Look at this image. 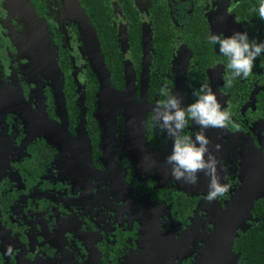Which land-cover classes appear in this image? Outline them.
<instances>
[{"label": "flooded vegetation", "instance_id": "af4514ba", "mask_svg": "<svg viewBox=\"0 0 264 264\" xmlns=\"http://www.w3.org/2000/svg\"><path fill=\"white\" fill-rule=\"evenodd\" d=\"M258 4L0 0V264H240L234 246L223 252L229 234L260 230L264 218V53L226 87V58L206 37L264 39ZM84 14L90 35L74 23ZM94 39L111 86L124 91L129 77L136 101L143 96V147L154 154L145 167L126 150L123 110L98 97ZM165 79L182 107L207 79L239 125L204 130L216 174L231 185L225 196L204 199L202 172L195 185L169 175L171 139L151 120ZM198 130L189 122L185 132Z\"/></svg>", "mask_w": 264, "mask_h": 264}, {"label": "clouds", "instance_id": "9594fccd", "mask_svg": "<svg viewBox=\"0 0 264 264\" xmlns=\"http://www.w3.org/2000/svg\"><path fill=\"white\" fill-rule=\"evenodd\" d=\"M256 10L264 21V0H259ZM206 39L226 58V68L229 70L223 81L226 87L232 84L233 78L247 77L255 58L264 53V39L257 42L255 38H249L247 31H234L228 36L209 33ZM158 95L160 99L152 108L151 120L162 129L165 142L171 139V150L165 156V163L170 166L169 175L173 180L195 185L198 173L202 172L209 177L204 199L211 202L225 196L231 185L221 183L216 174L218 161L209 151V141L204 130L209 127L238 128L239 125L232 120L231 112L221 106L207 79L191 89L194 99L183 107L181 97L168 86L167 79L159 87ZM189 122L199 129L192 135L185 132ZM215 147L219 149V145Z\"/></svg>", "mask_w": 264, "mask_h": 264}, {"label": "water", "instance_id": "95a60500", "mask_svg": "<svg viewBox=\"0 0 264 264\" xmlns=\"http://www.w3.org/2000/svg\"><path fill=\"white\" fill-rule=\"evenodd\" d=\"M76 22L78 23V26L80 29H82L84 32L90 35L89 29H91L90 23H88V20L84 14L81 16H78L76 19ZM93 49L96 54L97 58V64L93 63L90 58V66L92 69V72L96 74L98 81H99V92L98 97L101 100H105L108 105V107H111L112 110H115V114H119L122 110V115L125 117V145L126 150L132 155L133 160L132 162L136 165V167H145L144 161H148L149 159L154 158V154L147 152L146 149L143 147V114L141 110L142 102H143V96L141 95L139 98V101H136V98H134L133 94L131 93L134 89V83L132 79H127V87L124 91H117L115 90L109 83V73L104 65L103 62V55L101 54L99 45L97 41L94 39ZM142 101V102H141ZM63 106V104H62ZM65 119V118H64ZM100 124L104 132H109V128L107 129V122H109L107 119H100ZM111 143H115V138L113 133H109V139L107 140V143L105 141L104 148L106 149L108 145ZM113 150V149H112ZM108 153V152H107ZM158 158V156H155V159ZM154 159V160H155ZM151 160V161H154ZM155 162V161H154ZM261 186V184H260ZM253 198V197H252ZM250 199L248 201V204L245 206L244 214L247 217H249V209L251 208L253 199ZM245 220V219H244ZM244 222V221H243ZM241 228V225H240ZM242 231L245 230L241 228ZM218 231V230H217ZM236 236L235 232H232L230 235V241L229 244L225 247L224 252H229L230 254V246L232 245V240ZM217 238V235L215 236ZM219 239H217L216 242H218ZM220 256V254H219ZM223 255L221 254V257ZM204 259V257H203ZM227 264H236V258L233 256L232 258H228L227 261H225ZM202 264H205L203 262Z\"/></svg>", "mask_w": 264, "mask_h": 264}, {"label": "trees", "instance_id": "16d2710c", "mask_svg": "<svg viewBox=\"0 0 264 264\" xmlns=\"http://www.w3.org/2000/svg\"><path fill=\"white\" fill-rule=\"evenodd\" d=\"M85 16L88 20V23H90L92 29L93 28L92 23L89 21V18L86 14ZM74 23L78 26L76 20H74ZM104 65L110 76V72L105 62ZM109 83H110V78H109ZM259 229L260 230L257 231L239 232L234 237V240H232V248L234 246L233 250L239 251L240 264H264V218L262 219V223ZM233 250L231 249V252Z\"/></svg>", "mask_w": 264, "mask_h": 264}, {"label": "rangeland", "instance_id": "374dc122", "mask_svg": "<svg viewBox=\"0 0 264 264\" xmlns=\"http://www.w3.org/2000/svg\"><path fill=\"white\" fill-rule=\"evenodd\" d=\"M242 212H244V210ZM234 222H236V219L235 218L234 219L230 218L227 223L226 222H222L221 225H219V227H218V233L221 234L224 231V228L223 227H225L226 225L228 227H230ZM216 227H217V225H216ZM197 233H198V231H197ZM218 243H219V240H218Z\"/></svg>", "mask_w": 264, "mask_h": 264}, {"label": "bare ground", "instance_id": "6f19581e", "mask_svg": "<svg viewBox=\"0 0 264 264\" xmlns=\"http://www.w3.org/2000/svg\"><path fill=\"white\" fill-rule=\"evenodd\" d=\"M91 52L93 53V58H92V62L93 63H96L97 64V58H96V54H95V52H94V49L92 50L91 49ZM247 204V203H246ZM245 204V205H246ZM240 209V208H239ZM242 210V209H241ZM233 227V226H232ZM231 233V232H230ZM229 236H230V234H229ZM224 252V251H223ZM227 260V259H226Z\"/></svg>", "mask_w": 264, "mask_h": 264}]
</instances>
